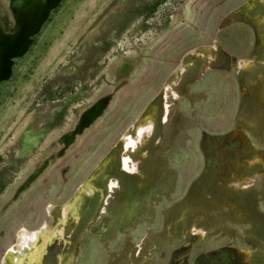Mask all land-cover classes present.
<instances>
[{"label": "rangeland", "instance_id": "obj_1", "mask_svg": "<svg viewBox=\"0 0 264 264\" xmlns=\"http://www.w3.org/2000/svg\"><path fill=\"white\" fill-rule=\"evenodd\" d=\"M244 1L0 0V260L45 222L41 264H264V0ZM92 173L106 200L65 222Z\"/></svg>", "mask_w": 264, "mask_h": 264}, {"label": "bare ground", "instance_id": "obj_2", "mask_svg": "<svg viewBox=\"0 0 264 264\" xmlns=\"http://www.w3.org/2000/svg\"><path fill=\"white\" fill-rule=\"evenodd\" d=\"M258 1H261V0H245L244 4L240 7V9L241 10L242 9L253 10ZM210 48L211 49H217V45H213ZM195 53L196 54L198 53L197 49L189 51L184 56V58L181 62L183 63L187 56L194 55ZM249 63L250 62L245 61V60L240 61V67L245 68L249 65ZM182 65L183 64H181V66ZM178 73H179V70H178V68H176L175 74L178 75ZM145 110H147V109H145ZM148 112H149V110H148ZM142 118L144 119L143 123L141 121ZM139 121H141V122H139ZM138 122L141 124H139V126L137 127L136 132H135V136L131 137V135H130L132 127L129 130L122 133V135H121L120 141H122L124 151H126L127 154H130L131 152H137L140 149V144L142 145L146 141L145 138L146 137L149 138L153 134L155 125L152 121H148L147 118L141 117L140 120H138ZM102 159H104V157ZM93 180H95V174L94 173L89 175L85 179V181H83L79 185L78 188L76 187L77 188V189H75L76 191L74 190L75 191V192H73L74 194L72 193L73 196H71V198L68 201H66L64 204H62L60 206H57L58 210H61V212L63 211L62 213H63V215H65L63 220L65 222H66V218L70 216L69 212L71 211L72 206H82L83 205L84 196H87L88 198L89 197L90 198L91 197H93V198L94 197H102L103 199L106 198V194H105V192H103L102 189L94 187V184L92 183ZM114 184H115L114 182L110 183V185H108L106 188L107 191L110 190V192H112V190H114ZM94 200L95 199H93V201ZM52 208L49 209L50 212H51ZM74 219L77 220L78 218L74 216ZM55 224L49 225V224L44 222L34 230H29L27 228H20L15 234L14 243L12 245H10L7 249H5V251L3 252V256L0 260V264H41L42 261L44 260L45 256H46V252H47V249H48L50 243L53 242V239H51V240L47 239V235H48L49 231L52 230V228L54 227ZM61 245L64 246V243H61ZM74 262H75V260H74Z\"/></svg>", "mask_w": 264, "mask_h": 264}, {"label": "flooded vegetation", "instance_id": "obj_3", "mask_svg": "<svg viewBox=\"0 0 264 264\" xmlns=\"http://www.w3.org/2000/svg\"><path fill=\"white\" fill-rule=\"evenodd\" d=\"M258 2H260V1H258Z\"/></svg>", "mask_w": 264, "mask_h": 264}]
</instances>
